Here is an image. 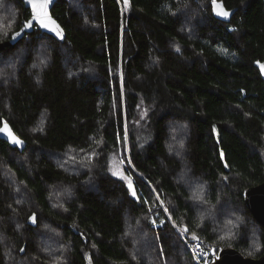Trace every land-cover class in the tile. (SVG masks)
Wrapping results in <instances>:
<instances>
[{
    "label": "trees",
    "instance_id": "1",
    "mask_svg": "<svg viewBox=\"0 0 264 264\" xmlns=\"http://www.w3.org/2000/svg\"><path fill=\"white\" fill-rule=\"evenodd\" d=\"M212 1L57 0L51 15L64 41L35 29L0 51L23 56L0 85V127L25 142L20 151L0 140V264L4 240L40 263L32 256L47 225L60 232L68 264H164L157 244L166 264H194L171 221L189 244L264 253V229L243 200L264 182V0H216L227 17ZM29 17L24 0H0V44ZM181 132L178 158L170 140ZM111 157L124 163L131 190L112 175ZM78 159L81 174L68 165ZM200 184L197 206L190 193ZM140 217L153 262L139 256L147 241L126 236ZM226 222L234 236L218 248L213 236Z\"/></svg>",
    "mask_w": 264,
    "mask_h": 264
},
{
    "label": "rangeland",
    "instance_id": "2",
    "mask_svg": "<svg viewBox=\"0 0 264 264\" xmlns=\"http://www.w3.org/2000/svg\"><path fill=\"white\" fill-rule=\"evenodd\" d=\"M214 1V0H213ZM212 1V2H213ZM216 1V0H215ZM11 12L16 16L17 12L12 9ZM11 27V26H10ZM191 28V27H190ZM47 42H43V44L41 45V47L38 49L39 52L36 55V58H38L41 61H45L46 57V49H47ZM23 56L19 53H15L12 55H9L8 57H0V85L4 86L6 85L5 83L9 81V79L13 78V77H9L11 75H13L19 65V62L21 61V58ZM41 64V62H40ZM34 67H36L34 64H32L31 68L34 69ZM15 75V74H14ZM8 80V81H7ZM1 95V94H0ZM188 141L187 136L185 137V133L183 134L181 132V134L178 133H174L171 136V140H170V144H171V154L175 155L176 157L179 158V156H181L182 154L185 153V145L186 142ZM169 144V142H168ZM179 154V155H178ZM79 160V159H78ZM72 160L68 162L69 166H73L74 169L79 172L80 174L82 172H85L86 170H88L85 167L84 162H82L81 160ZM109 164H110V169H111V173L113 175L114 171H117L119 173H121V175H113L115 176L114 178H116L119 181H124L127 182V179H125L126 176L124 171H123V167H124V163L118 159L117 157H111V159L109 160ZM179 180L178 182H186V178H182L181 175H177ZM11 179L12 185H13V179L11 177H9ZM131 178V177H130ZM133 182L132 178H131V183ZM204 185L200 184V187H197V192L199 191V194H196V191L193 193H190V199L192 200L194 198L193 204L199 206L201 203H204V196L202 195V189H203ZM151 192L154 194L156 202H157V206L160 207L162 209V211H164V213L167 215V209H166V205L162 202V200H160V198L157 196V194L155 193L154 190L150 189ZM21 190H18V194L20 193ZM199 211L200 208L198 207ZM204 212V211H203ZM203 215V214H202ZM33 218V217H31ZM30 218V219H31ZM207 218L210 219V217H203V219L205 221H207ZM29 219V220H30ZM33 219L30 220V222L32 223ZM160 221V222H159ZM171 221V220H170ZM198 221H199V228L201 226L204 225V223L202 222V220L198 217ZM143 219L140 217L137 220H135L133 222V224L129 225V229L128 232L126 233V236L130 237L133 236L134 238H142L143 241H147L148 242V236L146 234V232H142V224H143ZM150 224L152 225L153 228H159L164 224V221L162 219L160 220H152L150 222ZM171 225L174 228L175 232H177L178 234V238L181 242L187 243L185 241V239H189L186 237V233L184 232V230H179L171 221ZM234 228H235V223L229 224V222L225 223V226L223 229H221V233H219V235L217 236H213V238L215 239L216 243H217V247L221 248L223 246H228L231 244V240L234 236ZM40 234L37 237V254L32 256L34 259H38L40 261V263L37 264H68V260H67V252H66V248H65V244L62 240V236L60 235V232L56 231L54 228H51L50 226H44V228L39 232ZM196 238H191L190 240H194ZM1 240V238H0ZM5 242L4 244V256H5V264H33V262L30 260V258H23L20 257L18 254H15V252H13L10 248V245L8 244L7 240H4ZM185 245V244H184ZM158 249L160 251V256L163 258L162 262L164 264H166V259L163 257V250L161 248V246L159 244H157ZM148 248H146L147 250H139V256L144 255L145 258H147V260L149 262H153L154 258H157L156 256V251L154 252L151 249L150 243L147 245ZM186 247V246H185ZM213 248L216 249V247L213 246ZM211 247H208L207 249L211 252V254L213 253L212 257H214L221 249L217 250V252L214 251V249ZM261 250L260 245H258L257 243L253 246L250 247L248 252L250 254H257L259 251Z\"/></svg>",
    "mask_w": 264,
    "mask_h": 264
},
{
    "label": "water",
    "instance_id": "3",
    "mask_svg": "<svg viewBox=\"0 0 264 264\" xmlns=\"http://www.w3.org/2000/svg\"><path fill=\"white\" fill-rule=\"evenodd\" d=\"M56 2L57 0H48L47 12L48 15L51 17V19L55 21V24L59 26V29L61 30L60 36L56 35L55 32L50 31L48 28L41 27L39 23L33 20L32 5L31 3H29V0H24V5L26 9L29 10L30 12V17L27 22L31 21V25L26 28L24 24L18 31L12 34V36L8 41L1 43L0 51L3 50L4 48L16 45L25 36L34 32L35 29H38L41 33L46 34L56 39L57 41H64L66 38L65 31L61 27V25L55 20V18H53L51 15V10ZM122 2H124V0H122ZM212 7L214 14H217L216 9L220 10L222 4L215 3L214 5L213 3ZM16 33H20V35L16 36ZM262 76L264 78V72L262 73ZM4 126L5 124H3L0 127V129H3ZM7 128L16 138H18L21 141V143L20 144L13 143L8 135V131H0V140H3L6 143H8L12 148L18 149L20 151L24 150L25 142L15 134V132L13 131L12 127L9 124H7ZM133 196L135 198V201H137L136 195ZM243 200L245 206L247 207L248 211L251 213L255 222L264 229V182L254 187L246 189L243 192ZM210 264H264V253L259 258L253 259V258L244 257L235 249L225 248V249H221L213 257Z\"/></svg>",
    "mask_w": 264,
    "mask_h": 264
},
{
    "label": "snow or ice",
    "instance_id": "4",
    "mask_svg": "<svg viewBox=\"0 0 264 264\" xmlns=\"http://www.w3.org/2000/svg\"><path fill=\"white\" fill-rule=\"evenodd\" d=\"M124 2H125V5H127L128 0H124ZM29 3H31L32 9H33L32 19L35 20L37 23H39L41 27L48 28L50 31H53L56 33V35L60 36L61 30L59 29V26L56 25L55 21H53L51 19V17L48 15V12H47L48 0H29ZM214 5H215V0H214ZM217 15L227 17L229 15V13L227 11H224L221 7L220 10L217 12ZM30 25H31V21L25 23L26 28L29 27ZM18 35H20V33H16V36H18ZM261 67H262V69H264V65H262ZM0 131H8V135H9V137L13 143H15V144L21 143V141L18 138H16L11 133L10 130H8L7 124H5L4 128L0 129ZM113 175H121V173L114 171ZM125 179H127L128 187L131 190L132 189L131 178L126 177ZM132 194L135 195V192L133 191ZM32 219H34V217Z\"/></svg>",
    "mask_w": 264,
    "mask_h": 264
},
{
    "label": "built area",
    "instance_id": "5",
    "mask_svg": "<svg viewBox=\"0 0 264 264\" xmlns=\"http://www.w3.org/2000/svg\"><path fill=\"white\" fill-rule=\"evenodd\" d=\"M186 248L188 249L189 253L192 255L193 257V261L194 264H210V262L212 261L213 257V253L211 254V252L208 249H204L200 243H184Z\"/></svg>",
    "mask_w": 264,
    "mask_h": 264
}]
</instances>
